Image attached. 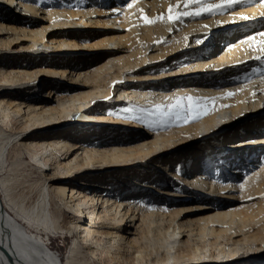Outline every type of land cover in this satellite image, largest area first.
Wrapping results in <instances>:
<instances>
[{
  "label": "bare ground",
  "instance_id": "bare-ground-1",
  "mask_svg": "<svg viewBox=\"0 0 264 264\" xmlns=\"http://www.w3.org/2000/svg\"><path fill=\"white\" fill-rule=\"evenodd\" d=\"M3 1L0 264H264V0Z\"/></svg>",
  "mask_w": 264,
  "mask_h": 264
},
{
  "label": "rangeland",
  "instance_id": "rangeland-1",
  "mask_svg": "<svg viewBox=\"0 0 264 264\" xmlns=\"http://www.w3.org/2000/svg\"><path fill=\"white\" fill-rule=\"evenodd\" d=\"M189 41L190 40L188 38V43H189ZM187 97H189V96L188 95H186L185 97L184 96H177L175 98V100H173L176 103L173 104V101H172L169 104L170 108H171L170 109V111H171L170 113L167 112L166 114H163L161 112V114H158L156 117L150 116L151 120L154 118L153 120L155 121L156 125L157 126H161V125H164V124L168 123L171 120L172 117H176V116L179 117V116H181V115L183 116L185 114L195 115L197 113V111L194 109V107H192L191 110H189V108H188V105H189L190 102L186 99ZM184 100H185V102H184ZM191 104L193 105V101H191ZM183 105H185L186 107L183 106ZM163 115H165V116H163ZM166 121H168V122H166ZM247 152H242L241 154H245ZM53 236L54 237L51 236L52 237V239H51V243L52 244L49 241V243H50L49 246L52 248V250L54 252H56V254L60 255L61 258H64V255L67 253V251H68V249H69V247L71 245V238H70V236H68L66 234H61V233H54Z\"/></svg>",
  "mask_w": 264,
  "mask_h": 264
},
{
  "label": "snow or ice",
  "instance_id": "snow-or-ice-1",
  "mask_svg": "<svg viewBox=\"0 0 264 264\" xmlns=\"http://www.w3.org/2000/svg\"><path fill=\"white\" fill-rule=\"evenodd\" d=\"M242 0H220V3L217 4V5H212V6H209L208 8L204 9L205 11L207 12H215V11H220L222 10L223 8L225 7H231L233 4H236V3H241ZM207 3V0H185V4L188 5V4H200V5H203ZM202 12H194V13H181V14H178L177 16L175 17H172L171 19L173 20V22H175V20H178L180 19V16L181 15H201ZM157 19H159V17H157ZM146 22H155L154 20H151V21H148L146 19ZM229 95H231V93H229ZM190 103L188 105V108L189 110L192 109L193 105L191 104V101H193V97L189 96L186 98ZM198 107V106H197ZM206 114V113H204ZM193 119H196V118H199V113L197 115H194L192 117Z\"/></svg>",
  "mask_w": 264,
  "mask_h": 264
}]
</instances>
